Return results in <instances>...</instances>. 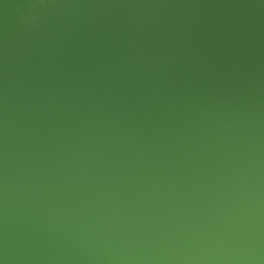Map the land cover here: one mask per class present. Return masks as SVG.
Instances as JSON below:
<instances>
[{"label": "water", "instance_id": "obj_1", "mask_svg": "<svg viewBox=\"0 0 264 264\" xmlns=\"http://www.w3.org/2000/svg\"><path fill=\"white\" fill-rule=\"evenodd\" d=\"M0 264H264V0H0Z\"/></svg>", "mask_w": 264, "mask_h": 264}]
</instances>
